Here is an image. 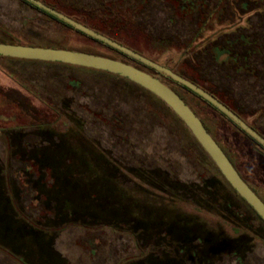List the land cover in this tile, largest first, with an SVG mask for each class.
<instances>
[{"label": "rangeland", "instance_id": "1", "mask_svg": "<svg viewBox=\"0 0 264 264\" xmlns=\"http://www.w3.org/2000/svg\"><path fill=\"white\" fill-rule=\"evenodd\" d=\"M44 1L104 31L107 20L115 21L122 28L116 33L119 39L160 66L207 80L249 126L264 135V0H230L229 6L225 0H202L203 8L187 18H182L174 0ZM216 8L225 9L210 15ZM125 20L130 22L126 27ZM56 30L62 32V38H55ZM15 34L25 41L59 40L74 51L95 46L78 32L47 24L19 0H0V40ZM242 36H251L262 45L250 61L252 76L225 66L222 62L227 55L216 56L217 47H226L227 42ZM245 50L235 46L240 64ZM147 71L182 95L264 201V151L205 100L168 75ZM98 150L111 160L106 162ZM207 155L165 103L121 76L62 63L0 59V240L28 264H135L143 256L156 257L155 233H142L137 240L133 224L136 216L151 220L163 213L167 219L181 221L193 217L199 230L226 238V248L212 256L211 264H264V224L230 192ZM48 159L53 176L44 164ZM74 161L81 162L79 168L70 167ZM108 163L119 169L108 171L114 197L123 193L113 199V206L124 212L113 218L117 228L72 223L57 228L52 236L38 230L30 233L27 223L46 229L58 225L52 216L62 205L58 198L65 202L78 191L86 193L95 180L111 183L104 173ZM145 172L158 173L161 181L174 178L178 184L192 187L199 186L201 178L210 180L239 209L241 217L228 224L197 210L189 204L195 201L192 192L186 194L189 203L171 201L142 177ZM52 185L62 190L50 191ZM110 185L91 195V203L109 207ZM86 195L80 206L88 203ZM14 205L20 211L18 221ZM107 214L102 210L100 218L81 215L95 224L102 217L103 222L113 220ZM122 222L127 223L126 228L120 226ZM240 236L245 238L238 247L241 241L231 238ZM234 246L240 254L233 252ZM0 264L21 263L0 249Z\"/></svg>", "mask_w": 264, "mask_h": 264}, {"label": "trees", "instance_id": "2", "mask_svg": "<svg viewBox=\"0 0 264 264\" xmlns=\"http://www.w3.org/2000/svg\"><path fill=\"white\" fill-rule=\"evenodd\" d=\"M19 1L22 2L23 4H25L26 6H28L29 8H31L32 10L36 11L38 14H40V16L43 17V20H45L47 24L55 25L58 29H62V30L63 29H69V30L78 32L79 34L85 36L86 38H88L90 41H92L95 44V46L93 48H90L88 50H76V51L85 52V53H89V54H94V55H99V56H104V57H108L111 59L119 60V61L124 62L126 64L132 65V66H134V67H136L142 71H146V72L150 73L152 76H155L157 78H159V77L157 75L147 71V69L151 70L152 72H156V74L162 73V72H159L156 69H154V68L130 57L129 55H127V54H125V53H123V52H121V51H119V50L95 39V38L88 36L87 34L77 30L76 28H74L71 25L67 24L66 22L60 20L59 18L55 17L54 15L46 12L45 10H43L39 7H37L35 4H33L27 0H19ZM38 1L42 2L43 4L47 5L48 7L52 8V9H54V10H56V11H58L64 15L74 19L75 21L83 24L84 26H86L90 29H93L94 31L110 38L111 40H113L119 44H122V45L132 49L133 51L143 55L138 49L132 47L131 45H129L128 43H126L125 41H123L117 37L116 33H118L122 28H121V26H117L114 23L115 21L107 20V23H108V24H106L107 30L104 31V30L100 29L99 27L91 26L88 23L83 22V21L75 18L74 16H72L70 14H67V13L61 11L60 9L55 7L54 5L47 3L44 0H38ZM174 3L177 4V6H176L177 11L181 12V14L184 15V16H182V18L190 17L192 14L200 11L204 5L201 0H174ZM129 24H130V22H128L127 20L124 21L125 27ZM203 26H202L201 30L203 29ZM116 27H118V28H116ZM61 33H62L61 31L56 30L54 35L57 37H55V38L56 39H58L59 37L62 38ZM20 36H22V35H16L15 34L14 36H11L9 38L8 37L3 38L2 40H0V43L17 44V45L34 46V47H46V48H55V49L75 50V49H70L66 45L62 44L59 40H57L56 43L55 42L50 43V42H46V41L45 42H43V41L38 42V41H33V40L32 41H25ZM196 38L199 39L198 35ZM196 42H197V40L194 43H196ZM229 45L226 47H217L218 54L216 56L221 55V54H225L228 56V59H229L231 57V53L229 51ZM194 47L196 48V46H194ZM102 50H105L108 53L102 52ZM0 59L22 60V59L2 57V56H0ZM36 62H38V61H36ZM48 63H50V62H48ZM224 65L227 66L228 68L229 67L232 68L231 64H224ZM93 70H95V69H93ZM173 71L176 74L180 75L181 77L192 82L193 84L199 86L200 88H202L203 90H205L206 92L211 94L212 96H214L221 103H223L226 107H228L230 110H232L235 114H237L240 118L243 119V117L237 111V109L232 107L223 98H221L218 94L215 93V92H218V89L216 87H214L212 84H210L207 80H205L203 78L197 79V78L189 77L183 73H180L179 71H175V70H173ZM109 74H111V73H109ZM162 74H164V73H162ZM112 75H114V74H112ZM115 76H118V75H115ZM167 77H169V76H167ZM170 79L172 81H174L176 84L180 85L182 88H184L187 91H189V92L197 95L198 97H200L198 94H196L195 92H193L189 88H187L184 85L176 82L172 78H170ZM126 80H128V79H126ZM128 81H130V80H128ZM131 83H133V82H131ZM133 84H135V83H133ZM135 85H137V84H135ZM137 86H139V85H137ZM139 87H141V86H139ZM142 89L145 90L146 92H148L149 94H151L152 96H154L155 98H157L154 94H152L148 90H146L144 88H142ZM173 90L186 102V100L182 97L181 94H179L175 89H173ZM200 98H202V97H200ZM157 99L159 101L163 102L159 98H157ZM206 102L209 103L208 101H206ZM210 105H212V104H210ZM212 107L214 109H216L217 111H219L224 117H226L234 125H236L241 131H243V133L246 134V136L249 137V139H251L254 142V144L257 147L261 148L264 151V146H262L254 138H252L250 135H248L244 130H242L235 122H233L230 118H228L220 110H218L213 105H212ZM243 120L245 121V119H243ZM201 121L205 125L207 131L215 139V141L218 143V145L223 149V151L225 152L227 157L230 159L231 163L234 165L236 170L239 172V170L237 169V166L234 163L231 156L220 145L219 141L213 136V134L210 131L207 124L202 119H201ZM250 127L253 128L255 131H257L264 138V135L256 127H254L252 124L250 125ZM197 144L201 147V145L198 142H197ZM201 149L203 150V152H205L202 147H201ZM99 153L102 154V156L104 157L106 162H109V160H111L109 157H106V155H104L102 152L99 151ZM92 154L93 153L90 154L92 157L91 156L88 157V159L90 161L93 159ZM205 154H207V153L205 152ZM49 163H50L49 159L46 162H44V164L47 165V167H48L46 170L50 172L51 176H53V174H52L54 172V170L52 168L53 166L50 165ZM80 163L77 161H74L72 163L73 165L70 164V167L75 168V169H76V167L79 168ZM31 164H34V163L31 162ZM34 166L36 168L38 167L36 165H34ZM89 166L91 169L94 168V167L92 168L91 164ZM107 167L108 168H104V171H105L104 173H106L108 175V178L111 181V183L109 181H106V180L103 183H100L99 181L95 180V181L91 182L92 186L90 187L89 191H86V193L83 191H78V194H75V195L73 194L72 196H67V199H66L67 201H65V202L61 198H58V201H61L62 205H58L59 206L58 209L53 211V214H52V216L54 217V219L56 220L58 225L55 227H51V228L46 229L45 226H42L43 227L42 228L40 226L34 225L33 222H32L33 224L27 223L28 226L30 227V230H29L30 233H33L34 230H38L39 232H41L43 234H46L48 236H50V235L52 236L58 232V231H55V230H57V228L61 227L60 228V230H61L62 228L66 227L67 225H69V224L71 225L72 223L83 225V226H88V227H93V228H96V227L117 228L118 226L115 224L116 220L114 221V219H118V216H119L118 213L120 211L122 212L123 210H122V208H118V207L115 208L113 206L115 204L113 199L119 198L123 193L121 192L118 196L116 195L117 193H115V197H114L115 186L113 184V179L110 177V174L108 173V171L109 170L110 171H115V170L117 171L118 168L114 164L111 165L109 163L107 164ZM218 172H219V175L221 176V178L223 179L224 184L230 189V192L237 199H239L242 203H244L247 206V208L252 213H254L255 216L264 224V220L231 187V185L226 181V179L224 178V176L221 174V172L219 170H218ZM145 173L146 174L143 175L142 177L147 179L151 185H154L159 190H162L166 196H170L171 201L174 199H181L185 203H189L188 202L189 199H186V194H189L190 192H192L194 194V196H192V197L195 199V201H191L189 204L192 205L197 210L213 214L216 217L222 219L224 222H226V223L229 222L228 224H234L236 222V220H238L241 217V213H240L239 209L236 206H234L230 200L224 198V196L219 192V186L212 183L210 180H206L205 178H201L200 179V185L196 186V187H192L190 185L178 184V182L174 178H167V180H164V181L158 180L159 174L156 172H153L152 174H149L148 172H145ZM239 174L241 175L240 172H239ZM241 177L243 178L242 175H241ZM104 185L112 186L111 188H109V191H111L110 192L111 199H110L109 207L107 206L106 208L104 207V205L91 203V198H90L91 195H95L98 193L99 188L102 189V187H105ZM249 186L251 187V185H249ZM59 188H61V186H59V185L49 186L50 191H53L56 193H58L59 191L62 190V189L59 190ZM194 188H196V189H194ZM57 190H59V191L57 192ZM253 191L256 193V191L254 189H253ZM85 194H87L86 198L88 197L89 201L87 204H83L82 206H80V202L85 197ZM44 201H46V198ZM77 202H78V204H77ZM82 203H84V202H82ZM169 205L171 206V205H175V204L169 203ZM171 207H173V206H171ZM175 207H177V206L175 205ZM13 208L16 211L14 219L18 221L19 217H20V211L17 210V207L15 205ZM42 209H44L46 212L48 211L47 209H45V207H42ZM170 209L173 210V208H170ZM102 210L108 214H111V216H108V217L106 216L107 218H112V219L114 218V219L110 220V222H103L104 218L102 217L101 219H99V221H97V223L91 224L92 223L91 221H85L81 215V214H84V215H87V214L92 215L93 214V215H96L98 218H100V213ZM48 212H50V211H48ZM49 214H51V212ZM122 215H124V212H122ZM129 215L131 216L134 214L129 213ZM164 216H166V214L163 213V214H161V216L160 215L158 216V219L153 218L151 220H149V219L141 220V219H138V217L136 216V218H135L136 221L134 222L135 224H133V225H136V227H137L136 230H138V231L135 232V234H134L135 237L137 238V240H139V235H142V233H147V232L155 233V235H154L155 241H156L155 245H156L159 253H158V256L153 257V258L143 256L142 260H138V262L135 264H211L212 256L221 253L226 248V244H225L226 238L220 237L221 234H219V233L215 234V233H212L210 231H207L206 229L199 230L197 228L195 218L185 216L184 220L181 221V220H178L177 218H174V217L167 219V217H164ZM193 216H195V215H193ZM2 217L3 216L1 214L0 218H2ZM107 218H105V220H107ZM157 220H158V222H156ZM124 224L125 223L122 222L120 224V226L122 228H126L127 223H126V225H124ZM47 230H50L52 232L50 234H47L46 233ZM158 232H159V234H158ZM244 238H245L244 236H240L237 238H231V241H233V242H234V240L239 241V242L241 241V244H239V246H238V247H240L244 243V240H243ZM27 241L28 240H26L25 243H27ZM0 249L2 251H5L8 255L12 256L16 260H18L21 264H28L22 256L17 255L14 252H12L8 247H6L1 242V240H0ZM233 252L240 254L239 250L236 252L235 246H234Z\"/></svg>", "mask_w": 264, "mask_h": 264}, {"label": "water", "instance_id": "3", "mask_svg": "<svg viewBox=\"0 0 264 264\" xmlns=\"http://www.w3.org/2000/svg\"><path fill=\"white\" fill-rule=\"evenodd\" d=\"M46 12L54 15L77 30L95 38L130 57L168 75L176 82L189 88L204 100L208 101L242 130L264 146V138L253 128H251L242 118L226 107L214 96L193 84L187 79L176 74L168 67L160 66L147 57L133 51L132 49L119 44L110 38L90 29L74 19L48 7L38 0H27ZM0 56L24 60H34L42 62L62 63L67 65L85 67L108 72L121 76L131 82L141 86L162 100L185 124L191 134L208 154L214 164L231 187L250 205L253 210L264 220V201L253 191L248 183L241 177L223 149L207 131L201 119L189 107V105L169 86L161 82L158 78L144 72L132 65L119 60L104 56L89 54L80 51L55 49L46 47H34L17 44L0 43Z\"/></svg>", "mask_w": 264, "mask_h": 264}, {"label": "flooded vegetation", "instance_id": "4", "mask_svg": "<svg viewBox=\"0 0 264 264\" xmlns=\"http://www.w3.org/2000/svg\"><path fill=\"white\" fill-rule=\"evenodd\" d=\"M202 1V0H201ZM227 3V6L230 5V0H225ZM234 1V0H233ZM203 3V1H202ZM204 4V3H203ZM223 6V5H222ZM225 6V8L227 7ZM221 8H216L211 12L210 15H219V11H223ZM230 44V45H229ZM227 45H229V51L231 53V57L228 59V56H226L225 61H223V64H231L232 68L237 73H245L247 75L252 76L253 75V69L250 67L251 60H253V55L258 54L262 50V45L258 44V42L253 41L251 36H242L240 39H238L236 42H227ZM235 46L238 48L243 47L245 48L246 56H244L243 63L240 64V57L238 56L237 52L235 51Z\"/></svg>", "mask_w": 264, "mask_h": 264}]
</instances>
